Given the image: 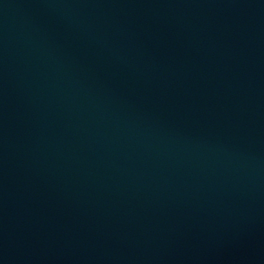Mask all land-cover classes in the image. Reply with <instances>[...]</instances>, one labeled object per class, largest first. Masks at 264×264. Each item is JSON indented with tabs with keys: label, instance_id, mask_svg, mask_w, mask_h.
Returning <instances> with one entry per match:
<instances>
[{
	"label": "water",
	"instance_id": "1",
	"mask_svg": "<svg viewBox=\"0 0 264 264\" xmlns=\"http://www.w3.org/2000/svg\"><path fill=\"white\" fill-rule=\"evenodd\" d=\"M0 264H264V0L0 42Z\"/></svg>",
	"mask_w": 264,
	"mask_h": 264
}]
</instances>
